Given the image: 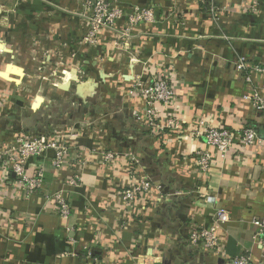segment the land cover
Listing matches in <instances>:
<instances>
[{
	"label": "crops",
	"instance_id": "crops-1",
	"mask_svg": "<svg viewBox=\"0 0 264 264\" xmlns=\"http://www.w3.org/2000/svg\"><path fill=\"white\" fill-rule=\"evenodd\" d=\"M121 7L151 8L157 17L133 30L127 49L115 31L86 43L79 0H0V143L25 129L72 152L64 169L46 161L45 190L30 198L0 183V264H231L247 252L252 264H264L251 223L264 216V146L222 158L191 130L200 118L232 131L257 121L264 136V119L244 99L254 90L264 96V77L250 84L236 68L239 57L264 64V0L256 11L251 0H122ZM125 26L123 18L118 31ZM169 69L178 100L167 111L184 129L153 139L136 117L145 101L131 91ZM200 150L214 160L206 173L197 167ZM103 151L116 153L117 164H102ZM76 173L80 187L70 184ZM132 174L161 184L162 194L154 188L146 203L123 205L116 193ZM57 192L73 207L68 219L47 197ZM220 209L231 213L219 228L223 252L191 245L192 229L211 226Z\"/></svg>",
	"mask_w": 264,
	"mask_h": 264
},
{
	"label": "built area",
	"instance_id": "built-area-1",
	"mask_svg": "<svg viewBox=\"0 0 264 264\" xmlns=\"http://www.w3.org/2000/svg\"><path fill=\"white\" fill-rule=\"evenodd\" d=\"M90 25V30L85 38L86 43L97 45L103 31H115L120 38H126L123 47H129V38L133 30L145 22H154L156 14L153 9L135 8L133 12L126 14L121 7L122 0H79ZM252 10L260 4V0H251ZM126 18V28L118 31L117 24ZM236 68L244 75L247 83L252 84L256 75L264 77V64L251 63L245 57H239L236 61ZM156 75L149 84L143 85L141 80L136 81L131 91L132 95L140 94L145 106L142 114H136L139 120H143L153 139L169 131H182L185 121L173 110L177 103V79L172 70ZM246 101L253 104L259 118L264 119V96L259 90L244 97ZM162 110H165L163 115ZM260 125L257 121L245 122L239 131H232L222 126L213 125L205 119H198L193 124V134L196 138L202 139L209 147L215 149L222 158L238 150L244 153L248 148L256 145L264 146V136L261 134ZM151 138V139H152ZM53 151L54 156L49 152ZM71 151L65 145L57 144L56 141L46 137H33L25 129L18 131L13 137L0 143V183L5 187L10 185L23 191L26 198H30L37 192L45 190L46 161L49 160L51 167L64 169L69 165ZM101 162L106 166L117 164V154L112 151H103ZM40 159L38 162L31 160ZM133 160H136L132 157ZM77 163L85 164V160L79 159ZM214 163L212 154L208 151L197 152V167L201 173L210 171ZM15 180H11L12 176ZM82 183L81 174L76 173L70 180L71 186L80 187ZM155 189L162 194L163 186L154 183L151 178L140 177L132 174V179L127 186L116 193V199L123 202L127 207H134L137 204L146 203L147 196ZM52 201L53 207L61 218L68 219L73 213L71 203L61 192L47 194ZM231 220V213L226 209H220L214 213V222L209 227H195L192 229L189 243L193 246L202 244L204 248L212 253L221 254L222 243L219 235V228ZM254 226V239L260 245L264 255V216L253 217L251 220ZM91 253L89 258H93ZM91 264H99L97 259ZM231 264H252L251 255L243 253L234 257Z\"/></svg>",
	"mask_w": 264,
	"mask_h": 264
}]
</instances>
